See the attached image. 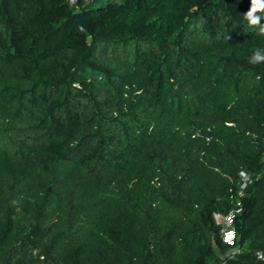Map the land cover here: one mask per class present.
<instances>
[{"label":"trees","instance_id":"obj_1","mask_svg":"<svg viewBox=\"0 0 264 264\" xmlns=\"http://www.w3.org/2000/svg\"><path fill=\"white\" fill-rule=\"evenodd\" d=\"M81 1L0 0V264H264L251 0Z\"/></svg>","mask_w":264,"mask_h":264},{"label":"built area","instance_id":"obj_2","mask_svg":"<svg viewBox=\"0 0 264 264\" xmlns=\"http://www.w3.org/2000/svg\"><path fill=\"white\" fill-rule=\"evenodd\" d=\"M70 4L76 5L79 0H67ZM264 158V156H263ZM242 177V185L241 190L238 193L240 197L244 196V191L247 185L251 182L250 174L245 171H241ZM235 206L231 208V210L223 215V224H220L221 227V237L225 244L230 246H234L238 240V231L235 226V221L237 216H239L243 211V204L240 199H237L235 202Z\"/></svg>","mask_w":264,"mask_h":264},{"label":"clouds","instance_id":"obj_3","mask_svg":"<svg viewBox=\"0 0 264 264\" xmlns=\"http://www.w3.org/2000/svg\"><path fill=\"white\" fill-rule=\"evenodd\" d=\"M248 27L255 29L256 35L264 37V0H251L250 9L243 14ZM249 63H264V51L257 49L249 57Z\"/></svg>","mask_w":264,"mask_h":264},{"label":"water","instance_id":"obj_4","mask_svg":"<svg viewBox=\"0 0 264 264\" xmlns=\"http://www.w3.org/2000/svg\"><path fill=\"white\" fill-rule=\"evenodd\" d=\"M74 16L78 18L82 27L86 28L88 26L84 12H78Z\"/></svg>","mask_w":264,"mask_h":264},{"label":"rangeland","instance_id":"obj_5","mask_svg":"<svg viewBox=\"0 0 264 264\" xmlns=\"http://www.w3.org/2000/svg\"><path fill=\"white\" fill-rule=\"evenodd\" d=\"M91 0H82L81 3L86 5L90 2ZM215 221L217 224H223V215L222 214H215L214 215Z\"/></svg>","mask_w":264,"mask_h":264}]
</instances>
